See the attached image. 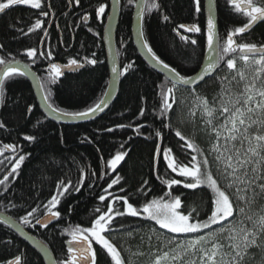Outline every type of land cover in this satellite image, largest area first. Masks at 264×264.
I'll use <instances>...</instances> for the list:
<instances>
[{
  "label": "trees",
  "instance_id": "obj_1",
  "mask_svg": "<svg viewBox=\"0 0 264 264\" xmlns=\"http://www.w3.org/2000/svg\"><path fill=\"white\" fill-rule=\"evenodd\" d=\"M46 2V0H43ZM44 2L42 9H32L30 6H14L0 14V56L6 59H16L28 62L39 73L42 83H45V94L51 91L50 103L66 111H83L94 106L103 97L109 81V68L106 60V50L103 42L104 22H98L95 16L96 4L109 0H95V5L80 7L67 12L66 0H51L52 7ZM160 10L152 9L143 15L144 38L149 46L165 63L174 67L181 75L188 76L200 67L205 50V0H201L202 11L196 13L193 0H158ZM218 12L219 38L223 41L228 30L242 26L246 18L232 11L226 5V0H216ZM134 5L127 0H120L121 13L116 31V46L121 69L134 62L121 78L120 89L111 107L99 118L86 123L60 124L48 119L41 111L30 80L24 77H14L6 82L5 99L1 108L0 122L5 125L0 128V180L8 176L5 183L0 184V211L6 212L15 219L20 218L36 208L37 211L29 225L25 228L45 242L55 255L56 260L65 258L67 240L71 237L65 229L90 226L94 219V210L103 209L113 196L126 195L129 202L142 206L146 199L162 196L168 191L165 181L183 177L172 173L167 168L162 154L155 152L157 145L162 148H172L173 156L183 163L191 158V151L181 148L184 143L175 136L179 130L189 140L199 144L209 153L210 167L214 176L223 184V177L216 171L209 152L208 137L201 129L204 124L196 117H189L188 109L192 102L193 90L210 102L216 98L222 88L221 78L228 74L226 63L221 62L216 73L194 88L176 86L174 98L177 104L162 117L160 115L161 87H172L168 78L151 68L139 55L132 37V20ZM96 6V7H95ZM41 10L49 12L48 16L40 15ZM54 19L48 35L44 31L49 27V19ZM90 13V26L81 22V17ZM163 15L169 20L164 21ZM58 19L59 27L56 26ZM42 21L41 29L29 32L35 21ZM197 24L200 33H182L190 39H196L197 44L191 45L182 40L176 29L180 24ZM25 33H27L25 35ZM186 34V35H185ZM238 42L264 44V21L257 24L248 33L241 34ZM28 48L37 49V57L33 63L26 54ZM52 51L53 59L49 61L39 53ZM95 53V57L92 56ZM85 57L96 59V65L88 64ZM85 62V66L75 72H68L58 78L55 84L47 83L49 79L50 62L68 63L70 59ZM239 66V65H238ZM32 111L28 112V107ZM144 114L140 115L141 110ZM124 125V127H119ZM165 125H169L165 127ZM198 125V127L196 126ZM112 129V131H108ZM161 132L162 138L155 136ZM25 135L35 137L34 141H26ZM6 144L17 148L16 152L3 149ZM124 145L123 148L120 146ZM119 151L127 155L119 167L112 173L108 161ZM19 155H25V160L15 173L12 167ZM119 176L120 183L108 188L112 179ZM72 182L75 191L69 189L64 196H58L60 203L57 210L60 218L47 227L35 224L46 209L44 205L53 196L58 195L59 181ZM147 180L148 184L143 185ZM148 192L145 197L140 191ZM121 188L124 189L121 192ZM108 189L106 193L104 190ZM173 195H180L182 210L187 212L190 207H198L204 218L208 195L207 189L190 190L181 185L172 186ZM112 196L101 202L100 195ZM122 201H116L114 207L121 209ZM115 231L110 238L120 247L126 264H142L147 256H138L139 251H148L147 237L152 235V244H156L155 236L170 237L174 234L160 229L154 221L142 217H116L113 222ZM122 225V227H121ZM217 227V226H214ZM155 229V234L151 231ZM131 231L133 235L128 236ZM143 238V239H142ZM11 241V243H8ZM97 250V264H112L110 257L99 245H93ZM22 254L23 264H45L44 259L25 240H23L8 225L0 221V264L14 256ZM248 264H264V253L253 249L248 258Z\"/></svg>",
  "mask_w": 264,
  "mask_h": 264
},
{
  "label": "snow or ice",
  "instance_id": "obj_2",
  "mask_svg": "<svg viewBox=\"0 0 264 264\" xmlns=\"http://www.w3.org/2000/svg\"><path fill=\"white\" fill-rule=\"evenodd\" d=\"M72 2L73 0H69L70 4ZM75 3L79 4L80 0H75ZM127 3L137 4V15L141 18L146 11L161 8L158 0H139V3L137 0H127ZM214 3L215 0H209L207 64L202 67L195 80L191 76L181 75L174 67H170L157 56L144 38L142 30L138 31V37L150 59L169 73L172 78L170 81L172 87H161L160 115L162 117L173 109L174 104H177L174 98V89L177 84L185 86L196 84L215 71L221 62L226 63L228 74L221 78L222 88L219 95L210 102L193 90L191 93L193 99L188 109L189 117H196L199 113V119L204 124L201 131L208 137L212 162L216 165V171L223 177V184L219 178L214 176L210 167L209 153L198 143L189 140L181 131L176 130L175 136L184 142L181 148H186L192 153L190 160L187 163L179 162L173 156V150L170 147L162 148L157 145L155 152L158 155L162 154L167 168L171 169L172 173L183 177L184 180L172 178L165 181L169 190L165 191L162 196L146 199L139 207L129 202L126 195L113 196L103 209L97 207L94 210V219L90 226L77 225L65 229L71 237L66 242L67 254L65 258L53 260L52 264H97V250L93 247L94 244L99 245L106 252L112 264H126L120 247L110 238L111 233L116 230L113 225L116 217H142L145 220L154 221L160 229L166 230L167 233L174 234L164 239L156 235L155 245L152 244L153 236L147 237L148 251H139L136 255L147 256L148 264H248L251 250L258 249L264 253V44L238 42V37L257 21H264V0H226V5L230 6L234 13L246 18V21L242 23V26L228 30L223 41L219 38L217 20L213 14ZM193 4L195 12L200 13L202 11L201 0H193ZM20 5L42 9L41 0H0V14ZM106 7L105 3L100 2L95 8L98 18L106 14ZM40 15L48 16L49 12L41 10ZM84 19L86 20L87 16ZM163 20L168 21L169 16L163 15ZM41 26L42 21L37 19L28 31L41 29ZM180 29L185 32H201V28L195 23L178 25L175 30L177 34ZM44 35H48L46 30ZM181 39L191 45L197 44L196 39H190L188 36H181ZM2 47L3 45H0V48ZM25 54L34 63L37 49L28 48ZM39 55L49 61L53 59L52 51L47 53L41 51ZM95 55L92 53L93 57ZM115 56H118V52L114 54L111 67L112 84L134 65V62H130L121 70ZM84 59L93 66L98 63L94 58L85 57ZM83 66L78 59L73 58L63 67L75 70ZM61 67L58 63L50 62L47 83L57 82V79L63 75ZM30 73L31 68L28 64L21 65L15 59L0 56V104H3L5 99L6 82L14 77H24ZM38 87L42 92L45 91V83L38 81ZM50 96L51 91L48 90V94L44 95L43 99L50 112L55 114L58 120L65 118L84 120L108 107L107 99L101 98L94 106L83 111H66L50 103ZM103 96L110 97L111 93L106 91ZM27 111L31 112L32 107L29 106ZM143 114L142 109L140 115ZM168 126L165 125V127ZM4 127L3 122H0V128ZM119 127H124V125H119ZM155 136L162 138L160 131H156ZM24 139L34 141L35 137L25 135ZM120 147L123 148L124 145ZM3 149L17 151V148L11 144L4 145ZM2 153L3 150L0 149V154ZM126 155V151L117 152L108 161V166L115 170ZM24 160L25 155H19L11 172L15 173ZM120 179L119 176L112 179L108 188L119 184ZM7 180L8 176H5L3 180H0V184ZM147 184L148 181L145 180L143 185ZM181 184L185 189L196 190L202 187L208 190L210 194L204 218L201 217L198 207H190L187 212L182 210L181 196L173 195L171 191L172 186ZM143 185L140 191L147 197L151 189L144 191ZM69 189L79 190L78 187L73 188L70 180L67 183L63 180L58 182V195H53L44 205L46 219H36L33 227L35 225L47 227L52 220L60 218L61 212L57 210V205L60 203L58 196H64ZM104 191L107 193L108 189ZM123 191L124 189L121 188V192ZM108 196L112 194L100 195L98 199L104 202ZM116 201H122L121 209L114 207ZM36 211L37 209L33 208L21 217V224H31L30 218ZM151 231L155 234V229ZM132 235L133 233L129 231L128 236ZM7 264H23V255L14 256L7 261Z\"/></svg>",
  "mask_w": 264,
  "mask_h": 264
},
{
  "label": "water",
  "instance_id": "obj_3",
  "mask_svg": "<svg viewBox=\"0 0 264 264\" xmlns=\"http://www.w3.org/2000/svg\"><path fill=\"white\" fill-rule=\"evenodd\" d=\"M137 3H139V0H137ZM208 5H209V0H205L206 25H205V50H204L203 60H202V63L200 65V67L198 68V70L195 73H193L191 75H188V76L193 77L194 80H195L196 76L200 73L202 67L207 64V55H208V49H207ZM137 12H138V7H137V4H135L134 5V11H133V20H132V37H133V41H134V44L136 46V49H137L139 55L142 57V59L150 67H152L154 70H156L160 74L164 75L166 78H168L171 81V79H172L171 75L169 73H167L159 65H157L155 63V61H152L150 59L146 49L140 43V39L138 37V31L139 30L143 31V17L142 18L138 17ZM120 13H121L120 0H110V10H109V14H108L107 19H106L104 32H103V42H104V45H105L106 60H107V65H108V68H109V75H110L106 91L110 92L111 96L110 97H104L103 96L102 98L107 99L108 107L104 108V110L102 112L101 111H97L94 115L89 116V118H87V119H84V120H79V119L73 120V119H67V118L59 119V120L56 119L55 114L50 112V110L47 107V104L45 103V100L43 99V96L46 95L45 92H42L41 89L38 87V81L41 82L39 73L28 62L15 59L16 61H19V63L21 65L28 64L30 66V68H31V73L35 74V75H32L30 73L26 77L30 80V82L32 84V87H33V90L35 92V95H36V98L38 100V104L40 106L41 111L44 113V115L48 119H50V120H52V121H54L56 123H60V124L86 123V122H90L92 120H95V119L99 118L100 116H102L111 107V105L113 104L114 100L116 99V97L118 95V92H119V89H120L121 78L123 76L122 75L121 77L117 78L115 83L112 84L113 74L111 73V67H112L113 60H114V54L117 53L116 31H117V26H118L119 19H120ZM213 14H214V16L216 17V20H217V30H218V12H217V2H216V0H215V3H214V6H213ZM109 17H111V19H109ZM260 22H263V21H257L245 33H248L250 30H252ZM186 25H191V24H186ZM47 32H48V30H47ZM183 32L184 33H190V32H185L183 29H180L179 30V34H177V32H176V34L181 38ZM218 35H219V32H218ZM45 37L46 36L44 35L42 43H43ZM115 59L117 61L118 67H120L118 56H115ZM80 62L85 66V64H86L85 62H83V61H80ZM56 63H58V64H60L62 66L61 67V71H62L63 75L65 73H68V72H75L76 70L81 69V68L84 67L83 66V67H80V68L75 69V70H70V69H66V68L63 67L67 63H60V62H56ZM217 69L215 71H213L211 74L205 76V78L202 81H198L196 84H193V85H190V86H185V85H181V86L189 87V88L197 87L198 85L203 83L206 79H208L209 77L213 76L216 73ZM45 70H49V67L45 68ZM63 75L61 77H63ZM61 77H59V78H61ZM110 84H112L111 87H109ZM178 85H180V84H178ZM1 108H2V105L0 104V115H1ZM9 151H11V149H9ZM125 158H126V156H125ZM125 158L117 165V168L115 170H112V173H115L119 169V167L124 162ZM40 219H46V217L43 215ZM57 220L58 219L52 220L50 223H48V225L54 223ZM0 221L5 223L6 225H8L23 240H25L34 250H36L39 253V255L44 259L45 264H52V261L56 260L55 255L53 254L51 249L48 247V245L45 242H43L39 237H37L33 233L29 232L25 228V226L23 224H21V222L19 220L15 219L14 217H12L11 215H9L6 212L0 211ZM66 246L68 247L67 243H66Z\"/></svg>",
  "mask_w": 264,
  "mask_h": 264
},
{
  "label": "flooded vegetation",
  "instance_id": "obj_4",
  "mask_svg": "<svg viewBox=\"0 0 264 264\" xmlns=\"http://www.w3.org/2000/svg\"><path fill=\"white\" fill-rule=\"evenodd\" d=\"M67 1V4H68V9H67V12L68 11H70V10H74V7L75 8H78V7H80V3L81 2H83L84 3V5L83 6H86V7H90V6H94L95 5V0H80V3L79 4H76L75 3V0H73V2L70 4L69 3V0H66ZM41 2L44 4V2L45 1H43V0H41ZM48 6H49V8L50 7H52V4H51V0H46V2H45ZM103 3H105L106 5H107V7H106V14L104 15V16H102V17H97L96 16V14H95V18H96V20L98 21V22H104L105 21V23H106V19H107V16H108V14H109V10H110V0H109V4H107L106 2H103ZM98 5L99 4H96V6L98 7ZM95 6V7H96ZM52 13V12H51ZM85 16H87V19L85 20L84 19V17ZM45 19H49V27L47 28V30L49 31V28L51 27V25H52V21H53V19H54V14L52 13V16L50 17V18H45ZM58 19L59 18H57V20H56V26L57 27H59V23H58ZM104 20V21H103ZM81 22L83 23V24H85V25H91L90 26V28H91V30H92V27H93V25L94 24H92L93 22H91V15H90V13H85L82 17H81ZM105 23H104V27H105ZM48 33V32H47ZM186 35V34H185ZM187 35H188V33H187Z\"/></svg>",
  "mask_w": 264,
  "mask_h": 264
},
{
  "label": "rangeland",
  "instance_id": "obj_5",
  "mask_svg": "<svg viewBox=\"0 0 264 264\" xmlns=\"http://www.w3.org/2000/svg\"><path fill=\"white\" fill-rule=\"evenodd\" d=\"M160 237H161V239H164V238H165L164 235H162V236H160ZM166 237H167V236H166ZM142 264H148V258H146L145 262L143 261Z\"/></svg>",
  "mask_w": 264,
  "mask_h": 264
},
{
  "label": "bare ground",
  "instance_id": "obj_6",
  "mask_svg": "<svg viewBox=\"0 0 264 264\" xmlns=\"http://www.w3.org/2000/svg\"><path fill=\"white\" fill-rule=\"evenodd\" d=\"M152 68V67H151ZM94 247V246H93Z\"/></svg>",
  "mask_w": 264,
  "mask_h": 264
}]
</instances>
